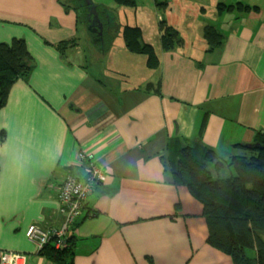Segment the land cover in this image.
Returning <instances> with one entry per match:
<instances>
[{
    "label": "crops",
    "instance_id": "crops-1",
    "mask_svg": "<svg viewBox=\"0 0 264 264\" xmlns=\"http://www.w3.org/2000/svg\"><path fill=\"white\" fill-rule=\"evenodd\" d=\"M246 1L179 0L170 19L151 14L152 7L144 19L138 4L133 12L122 9L156 52L158 68L150 70L144 56L121 43L101 57L70 1L0 0V43L24 40L34 61L0 109V253L50 264L25 231L61 226L57 192L67 175L83 179L89 165L78 158L83 154L107 179L85 202L82 216H89L74 233L73 264H233L206 244L201 204L185 187L164 182L157 156L177 137L227 162L245 153L238 145L264 133L263 12L222 16L218 26L215 10L217 3ZM205 7L214 9L218 21L211 25L223 36L212 51L202 36L210 25ZM151 15L155 27L163 17L178 32L179 45L162 50L159 32L149 34Z\"/></svg>",
    "mask_w": 264,
    "mask_h": 264
},
{
    "label": "trees",
    "instance_id": "trees-1",
    "mask_svg": "<svg viewBox=\"0 0 264 264\" xmlns=\"http://www.w3.org/2000/svg\"><path fill=\"white\" fill-rule=\"evenodd\" d=\"M154 3L162 16L167 2L154 0ZM92 6L102 31L95 24L92 28L95 34L92 30L87 32L90 36L86 37V41L101 57L107 58L114 47L121 43L129 52L143 55L148 69L158 68L159 60L154 48L143 40L144 31L135 22L128 21L127 15L121 11H135L137 0H114L111 7ZM73 9L82 27L87 26L88 16H81L75 7ZM90 9L92 11V7ZM90 9L84 10L86 14ZM258 9V6L242 2L217 3L215 6L216 14L221 17L224 13H258ZM91 18L94 20L93 14ZM158 32L164 51L173 49L181 42L178 32L163 17L158 22ZM202 36L208 51L219 47L223 39L212 25L203 27ZM74 43L75 40L61 42L56 47L61 51ZM33 68L34 61L24 40L12 39L8 44L0 43V109L5 106L12 85L18 80L27 81ZM3 134L0 132L2 140ZM254 145H258V148ZM237 147L245 153L221 162L212 150L200 142L174 137L168 141L166 151L157 157L163 167L164 182L174 187H185L192 198L201 204L202 218L207 228L206 244L230 257L233 264H264V133H256L251 148L243 145ZM210 164L215 165L216 169L225 165L233 170V175L213 178ZM176 215L177 212L173 216ZM87 216L89 212L79 219L80 222ZM78 222L74 225V231ZM74 242L73 235L66 248L56 250L52 244H48L37 250L38 255L50 264H73Z\"/></svg>",
    "mask_w": 264,
    "mask_h": 264
},
{
    "label": "built area",
    "instance_id": "built-area-1",
    "mask_svg": "<svg viewBox=\"0 0 264 264\" xmlns=\"http://www.w3.org/2000/svg\"><path fill=\"white\" fill-rule=\"evenodd\" d=\"M80 160L89 163L83 179L67 175L57 192V200L64 220L58 229L43 231L31 225L25 231L26 239L41 250L44 246L52 244L54 249L60 250L68 246L70 238L74 235V225L81 218L85 209L87 198L94 191L95 187L106 181V171L93 163L91 157L79 154ZM27 257L21 253L3 252L0 253V264H26Z\"/></svg>",
    "mask_w": 264,
    "mask_h": 264
},
{
    "label": "rangeland",
    "instance_id": "rangeland-1",
    "mask_svg": "<svg viewBox=\"0 0 264 264\" xmlns=\"http://www.w3.org/2000/svg\"><path fill=\"white\" fill-rule=\"evenodd\" d=\"M150 1L151 0H137V4L140 7L139 13L142 14V18H144V19H148V9L150 7H152L151 10H150L151 14L155 13V10H156V13H158V10L155 8L154 0H153V2H150ZM247 1H249V0H247ZM247 1H246V3H247ZM91 2L95 6H100V7L101 6H103V7H111V6L114 5V0H91ZM158 2H161V3L162 2H167V6L165 7L164 12L162 13V16H164V14H165L166 18L169 17V19L172 18V17L175 18V16H178V12L180 10L179 0H158ZM246 3H244V4H246ZM248 5H250V6H253V5L258 6L259 10L261 12H263L260 17L264 18V0H255V3H249ZM190 7H191V9L190 8L189 9L192 12V8L193 7L192 6H190ZM205 8L207 9V13H208V19H207V21L209 22L208 24H210V25L212 24V25L216 26L218 20H216L217 17L214 14L215 13L214 9H211L212 11L210 13V8L209 7H205ZM223 16L226 17V16H230V15H228L227 13H224ZM210 17H212V18H210ZM224 17H221V19H219L218 26H220L221 23H222V25L225 24ZM152 20H153V16L151 15L150 19H149V22H151V23H149V25H148L149 26L148 27L149 28V34H150V36L154 35L155 37H157V34H158L157 20H156V27H155V24L152 23ZM137 55H139V54H137ZM140 56H143V55H140ZM89 64H91V63L88 62L87 65H89ZM92 71L94 73H96L94 70H92ZM120 76L116 75L115 77H120ZM102 77H104V76H102ZM121 77H124V76H121ZM210 171L212 172L213 178H218V177L219 178H229L228 177L229 171L233 175V170L229 169L227 166H223V168L216 169V172L218 174H216L213 171L212 167H210Z\"/></svg>",
    "mask_w": 264,
    "mask_h": 264
},
{
    "label": "water",
    "instance_id": "water-1",
    "mask_svg": "<svg viewBox=\"0 0 264 264\" xmlns=\"http://www.w3.org/2000/svg\"><path fill=\"white\" fill-rule=\"evenodd\" d=\"M76 1L78 2L79 9H81V10L77 9L78 13L81 16H86L87 15L88 19L90 20L88 22V24H89L88 27L84 26V28H83L84 32H86V31L88 32V31H91V30H92L91 32H95V29H92V28H94L95 24H98V28L101 30L102 29V25L98 22L97 14H96V12H94V7L92 6L93 3L91 2V0H76ZM90 7H92V11H91ZM84 8L85 9H87V8L90 9L89 14H86V12L84 11L85 10ZM91 14H93L94 20L91 18ZM244 147L251 148V144L250 145H245ZM254 147L258 148V145H254Z\"/></svg>",
    "mask_w": 264,
    "mask_h": 264
},
{
    "label": "flooded vegetation",
    "instance_id": "flooded-vegetation-1",
    "mask_svg": "<svg viewBox=\"0 0 264 264\" xmlns=\"http://www.w3.org/2000/svg\"><path fill=\"white\" fill-rule=\"evenodd\" d=\"M70 4H72V5H74L75 7H76V9H79V7H77L78 6V2L76 1V0H67ZM79 10H81V9H79ZM85 17V16H84ZM90 20H86V24H87V26L86 27H88V22H89ZM84 30V29H83ZM88 32H90V31H88ZM93 34H95V32H92ZM84 35L87 37V38H89V36H90V34H87V31L86 32H84Z\"/></svg>",
    "mask_w": 264,
    "mask_h": 264
},
{
    "label": "clouds",
    "instance_id": "clouds-1",
    "mask_svg": "<svg viewBox=\"0 0 264 264\" xmlns=\"http://www.w3.org/2000/svg\"><path fill=\"white\" fill-rule=\"evenodd\" d=\"M100 31H102V29Z\"/></svg>",
    "mask_w": 264,
    "mask_h": 264
}]
</instances>
